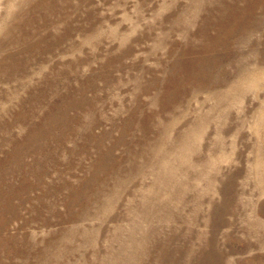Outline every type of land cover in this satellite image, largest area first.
Masks as SVG:
<instances>
[{
  "label": "rangeland",
  "instance_id": "obj_1",
  "mask_svg": "<svg viewBox=\"0 0 264 264\" xmlns=\"http://www.w3.org/2000/svg\"><path fill=\"white\" fill-rule=\"evenodd\" d=\"M0 264H264V0H0Z\"/></svg>",
  "mask_w": 264,
  "mask_h": 264
}]
</instances>
